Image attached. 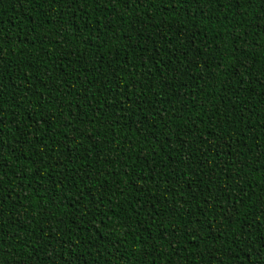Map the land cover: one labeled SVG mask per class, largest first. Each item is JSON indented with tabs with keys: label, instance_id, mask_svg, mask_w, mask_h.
I'll return each instance as SVG.
<instances>
[{
	"label": "trees",
	"instance_id": "trees-1",
	"mask_svg": "<svg viewBox=\"0 0 264 264\" xmlns=\"http://www.w3.org/2000/svg\"><path fill=\"white\" fill-rule=\"evenodd\" d=\"M0 264H264V0H0Z\"/></svg>",
	"mask_w": 264,
	"mask_h": 264
},
{
	"label": "snow or ice",
	"instance_id": "snow-or-ice-1",
	"mask_svg": "<svg viewBox=\"0 0 264 264\" xmlns=\"http://www.w3.org/2000/svg\"><path fill=\"white\" fill-rule=\"evenodd\" d=\"M247 2H251V0H247ZM236 3H239V0H236ZM2 51V49H0ZM259 259H264V258H259Z\"/></svg>",
	"mask_w": 264,
	"mask_h": 264
}]
</instances>
